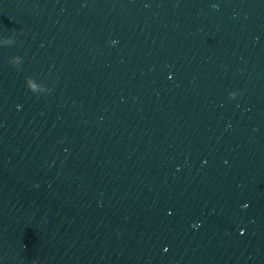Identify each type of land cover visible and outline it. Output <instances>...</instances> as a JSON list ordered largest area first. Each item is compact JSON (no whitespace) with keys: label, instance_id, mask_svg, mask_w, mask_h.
<instances>
[{"label":"water","instance_id":"1","mask_svg":"<svg viewBox=\"0 0 264 264\" xmlns=\"http://www.w3.org/2000/svg\"><path fill=\"white\" fill-rule=\"evenodd\" d=\"M0 264H264V0H0Z\"/></svg>","mask_w":264,"mask_h":264}]
</instances>
